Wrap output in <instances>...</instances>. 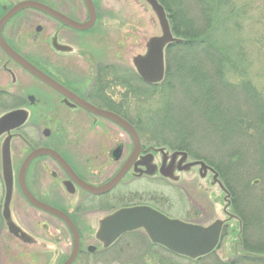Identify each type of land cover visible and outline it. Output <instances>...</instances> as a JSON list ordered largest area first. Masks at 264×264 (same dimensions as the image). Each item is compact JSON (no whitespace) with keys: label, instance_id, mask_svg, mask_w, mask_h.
Instances as JSON below:
<instances>
[{"label":"rangeland","instance_id":"1","mask_svg":"<svg viewBox=\"0 0 264 264\" xmlns=\"http://www.w3.org/2000/svg\"><path fill=\"white\" fill-rule=\"evenodd\" d=\"M160 2L163 8L166 6L175 22L176 30L172 32L171 18L164 9L172 38L176 39L175 42H186L171 46L169 56H165L163 80L157 84H147L139 79L142 81L140 84L132 73L154 40L162 36L163 28L153 7L146 0H103L101 5L106 11L100 26L101 32L105 33L101 39L105 37L111 40L112 54L117 49L122 50L126 56L123 62L127 66L128 81L133 76L128 103L132 105L133 112L137 111V115L142 111V122L137 129L142 135L143 144L172 151L166 144L159 145L155 136L171 146L181 145L185 142L183 139H188L189 150L196 154L195 157L188 153L185 159L188 166L194 160L217 163L218 159H224L226 152L234 154L233 150L237 148L243 152L244 163L241 164L240 160L237 162L241 176L237 177L235 168L234 196L229 192L230 205L226 204L225 207L228 201L224 200V193L213 177L214 172L218 173L217 179L221 178L212 165L214 172L205 171L199 165L189 166L172 176L161 170L162 173L156 172L151 177L144 176L117 187L115 192L123 193L125 197L122 200L112 199L110 212L128 204L144 203L162 211L169 218L195 222L206 228L218 220L224 221L228 216L227 211L235 214L232 211V205H235L245 222L250 221L248 216L253 217V231L247 223L246 231L242 234L238 219H230L224 225L216 249L202 261L179 257L151 245L147 233L142 229L123 236L108 250H102V244L93 234H85L89 236L86 244L96 246V250L88 253L85 249L73 264H221L235 258L239 259L233 264H264V249L253 250L249 247L258 244V240L254 239L264 240V165L259 164L260 141L255 139L260 137L261 132V125L256 120L264 122V0H175L173 5L170 4L172 1ZM183 12L187 19H191V24H188L191 29L203 31L208 23L211 29H206L204 34L197 37L187 35L184 33L183 23L186 20L182 19ZM108 44L106 41V47ZM94 47L96 50L104 48L100 38L96 39ZM15 76L16 85L19 84L21 88L34 87L38 83L18 68ZM8 80L6 75L0 79L3 84ZM246 82L249 86L244 88ZM209 87L213 89L209 90ZM216 89L220 91L218 98L215 97V93H218ZM212 101L214 108L208 107ZM8 108V104L0 103V114L9 112ZM225 113L234 116L229 115L227 119L230 122L221 124V117ZM235 113L246 119H254L250 126L242 123L243 131L251 134L253 139L235 133ZM161 122L164 124L161 125ZM184 131L189 135H182ZM230 173L231 169L226 173L229 178ZM254 179H259V183L256 184ZM221 181L223 183V179ZM223 186L227 189L224 183ZM106 214L97 211L90 217L91 221H85L96 228L98 220ZM259 215L257 221L255 217ZM48 222L61 230L62 245L57 244L60 234ZM45 223V226L33 225L34 229L37 227L33 234L40 238L43 245H34L27 250L17 248L14 258L6 255L0 264H59L60 260L66 258L71 251L70 234L49 215L45 216ZM244 235L246 241L243 248L241 239ZM263 240H260L262 246ZM251 255L256 258H249Z\"/></svg>","mask_w":264,"mask_h":264},{"label":"flooded vegetation","instance_id":"2","mask_svg":"<svg viewBox=\"0 0 264 264\" xmlns=\"http://www.w3.org/2000/svg\"><path fill=\"white\" fill-rule=\"evenodd\" d=\"M31 2L47 6L75 23L90 25L73 27L32 7L28 4ZM102 3L103 0H91L92 19L85 0H0V41L58 86L54 88L32 75L0 44V79L4 75L9 78L8 83L0 81V103L8 104L9 112L23 113L17 125L0 134V261L6 255L14 258L17 248L43 245L33 234L37 231L33 225L45 226L46 215L55 218L70 234L72 248V235L63 220L31 199L61 210L70 218L78 234L73 264L85 249L88 253L96 250V246L86 244L89 236L85 234H93L102 250H108L120 238L133 233H125L109 245L98 236L102 221L111 214V200L125 197L115 192L117 187L161 170L174 175L186 164L184 155H172L180 150L144 146L138 124L133 123L142 115L133 112L128 103L133 76L128 81L123 62L126 56L118 49L112 54L111 40L101 39L105 33L100 26L106 12ZM98 38L104 43L100 50L94 47ZM15 68L38 83L30 88L19 87ZM132 73L139 78L137 66ZM90 106L129 122L137 137L136 151L127 130ZM37 150L46 152L33 155ZM124 166L125 173L109 190L98 194L88 190L108 183ZM137 204L144 205H130ZM97 211L107 214L98 220L96 229L85 219L91 221ZM48 225L60 234L57 244L62 245L61 230L51 222ZM91 247L93 250H89Z\"/></svg>","mask_w":264,"mask_h":264},{"label":"water","instance_id":"3","mask_svg":"<svg viewBox=\"0 0 264 264\" xmlns=\"http://www.w3.org/2000/svg\"><path fill=\"white\" fill-rule=\"evenodd\" d=\"M85 1L88 4V7L91 11V18L93 19L91 0ZM146 1L155 10L163 28L162 36L154 40L153 45H151L146 56L142 60L137 62V70L141 79L146 83L152 84L160 81L163 76V44L170 41H175L176 39H173L170 34L169 25L162 5L157 0ZM28 4L32 7L39 8L57 18L62 19L64 22L73 27L84 28L90 25V23H87L86 25L75 23L69 20L68 18L62 16L57 11L52 10L42 4L36 2H31ZM0 44L4 48H6L3 45L2 41H0ZM6 50L16 62H18L32 75L37 77L39 80L47 83L48 85L54 88H58V86L55 84V81L48 77L45 73L40 71L38 68H36L34 65L29 63L22 57H20L18 54L10 52L7 48ZM90 109L94 110L95 112H98L99 114L105 115L114 122L120 124L125 130H127L135 142L136 151V146L138 147L137 137L133 127L127 121L123 120L122 118L113 113L106 111L104 112L92 106H90ZM22 118L23 113L17 110L4 114L2 117H0V134L3 131L11 129L15 125H17ZM43 152L46 151L37 150L33 153V155L41 154ZM198 163H200L203 169H209L211 172L213 171L211 167L207 166L202 161H198ZM125 171L126 166H124L108 183L96 188H89L88 190L96 194L103 193L109 190L118 182V180L125 173ZM216 175L217 173L214 172L213 177L215 181L220 185L222 190L226 193V199L227 196H229V193L221 184V182L217 179ZM31 201L40 208L44 209L45 211L63 220L65 225L70 230L72 235V248L66 260L62 264H71L78 253V234L70 218L61 210H58L49 205L37 203L32 199ZM226 213L229 218L235 217V215L229 213L228 211ZM221 224V221H216L210 226L203 228L202 226L195 223H188L176 218H169L158 210L147 205H135L129 207H122L110 214L107 218H105L101 223L100 229L98 231V236L103 239L105 245H109L122 234L130 232L137 228H143L147 232V235L152 243L160 244L172 253L195 259L200 256L206 255L212 250H214L219 240ZM89 250H93V247L89 248Z\"/></svg>","mask_w":264,"mask_h":264},{"label":"trees","instance_id":"4","mask_svg":"<svg viewBox=\"0 0 264 264\" xmlns=\"http://www.w3.org/2000/svg\"><path fill=\"white\" fill-rule=\"evenodd\" d=\"M157 1H163V0H157ZM168 3H169V1H172V3H170V4H174L175 3V0H166ZM161 3V2H160ZM162 4V3H161ZM163 5V4H162ZM164 9L168 12V10H167V8H166V6H164ZM175 11H176V9H175ZM178 12V11H177ZM180 14V13H179ZM168 16L171 18L170 19V24H171V30H172V32H174V29H175V22H174V20L172 19V17H171V13L170 12H168ZM184 16V18H182V19H184V20H186V22H184L183 23V25L186 27H184V33H186L187 35H189V36H195V37H197V36H200V35H202V34H204L205 33V31H206V29H211V25L208 23L204 28H203V31L201 30V29H191L190 27H188V24H191V19L189 20V19H187V17L185 16V13L183 12V15H182V17ZM178 18V17H177ZM180 18V17H179ZM176 30V29H175ZM186 42V40H179V41H176V42H172V43H170V44H168L167 45V47H166V50H165V56L166 57H168L169 56V52H170V50H171V46L173 47H175L176 45H183L184 43ZM187 42H189V40H187ZM196 42V41H195ZM174 52V51H173ZM178 54H179V52H178ZM169 60V59H168ZM167 66H168V63L166 62V69H167ZM201 70H202V68H200ZM168 72H169V68H168ZM199 74V73H198ZM136 74H134V76H135ZM135 80H138L139 82H140V84H142V81H140L139 80V78H136ZM208 80H210V79H208ZM249 86V84L246 82V83H244V88L246 87H248ZM210 89H213L212 87H209V90ZM137 90V89H136ZM216 91H218V93L216 92L215 93V97L216 98H218V96H219V90L218 89H216ZM209 106H211V108H214V106H215V103L212 101V103H211V105L210 104H208V107ZM229 110V109H228ZM141 115H142V111H141ZM230 114H226L225 113V116L223 115L221 118H223V121H221V124H223V123H228V122H230V119H227V118H229L228 116H229ZM231 117H233L234 115H230ZM251 121H253L254 122V119H251V117L250 118H245L244 116H242V115H239V114H237V113H235V133H240L239 135H241L242 137L243 136H247L249 139H253V137H252V135L251 134H248V133H246V132H244L243 131V124L242 123H246V126H250L251 124H252V122ZM257 121V123H258V121H259V124L261 125V132H260V137L259 138H255L256 140H258L259 139V141H260V146H258V148H261V152H260V154L258 155V161H259V164L260 165H264V122L261 120V119H257L256 120ZM141 122H142V120H138V121H133V123L135 124V125H140L141 124ZM164 124V122H161V125H163ZM185 135V136H188L189 134L188 133H186L185 131L182 133V135ZM191 136V135H190ZM155 137H157L158 138V140H157V142L159 143V145H163V144H166V145H168L170 148H172L173 150H183V151H186L187 153H190V154H192V155H194L195 157H196V154H193L192 152H191V150H189V147L187 146V141L186 140H188V139H183V141H185L184 143L183 142H181V143H183V144H181V145H176V146H171V145H169V142H166V141H161V138L160 137H158V136H155ZM238 139H240V137H238ZM234 151V154H232V153H229V152H226L225 154H224V159H218V162L217 163H215V162H213V161H211V160H207L208 161V165H212L218 172H219V175H220V178H221V180L223 179V183L225 184V186L227 187V189L229 190V192L231 193V195L232 196H234V188H235V177H234V175H235V173L233 172V170L236 168L237 169V177L238 176H241L239 173H238V170H239V168H237V162L240 160V162H241V164L242 163H244V159H243V152L242 151H239V149H237V148H235V150H233ZM237 151H239V156H238V153H237ZM237 157H239V159L238 160H236V158ZM203 158V157H202ZM224 162H225V164H226V166L224 165ZM229 169H231L232 170V174L230 173L229 175H230V178L229 177H227V172H229ZM235 169V170H236ZM263 170H264V168H263ZM231 179V180H230ZM233 180V181H232ZM251 182V181H250ZM250 182H248V183H250ZM254 182L256 183V184H258L259 183V179H254ZM239 208H238V206H233L232 205V211L235 213V214H237V216L239 217V219H241V224H242V226H241V229H242V234L243 233H245V229L247 228L246 226H247V223H248V225L249 226H251V227H248L250 230H252V225H251V223H252V221H254V219H253V217L252 216H248V219L250 220L249 222H245V220L243 219V218H241L240 217V211L238 210ZM261 215H259L258 217H255V219L257 218V221L259 220V217H260ZM253 231V230H252ZM261 237V236H260ZM255 241L256 240H258V244H253L252 246H249L250 247V249H253V250H257L258 248H262V249H264V246H262L261 245V242H260V240H263L262 238H260V239H254ZM245 241H246V236L244 235L243 237H242V239H241V245H242V247L244 248V245H245ZM264 241V240H263ZM240 244V243H239ZM257 246V247H256ZM253 255H251V256H249V258H256L255 256H253ZM204 258L205 257H203V258H200V259H198L197 261H202V260H204ZM239 259V258H238ZM238 259H232V260H229V261H225V262H222L221 264H233V263H235V260H238ZM217 264H219L218 262H217Z\"/></svg>","mask_w":264,"mask_h":264}]
</instances>
